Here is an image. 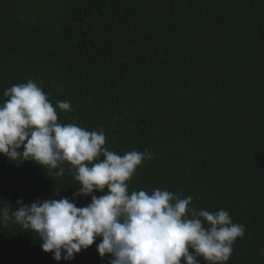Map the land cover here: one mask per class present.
I'll return each instance as SVG.
<instances>
[{"label": "trees", "instance_id": "obj_1", "mask_svg": "<svg viewBox=\"0 0 264 264\" xmlns=\"http://www.w3.org/2000/svg\"><path fill=\"white\" fill-rule=\"evenodd\" d=\"M28 80L70 101L59 123L103 129L120 155L153 153L130 193L227 210L246 228L227 264H264V0H0V103ZM56 171L0 154V207L72 198L78 182ZM40 242L0 225V264H108L95 243L57 262Z\"/></svg>", "mask_w": 264, "mask_h": 264}, {"label": "clouds", "instance_id": "obj_2", "mask_svg": "<svg viewBox=\"0 0 264 264\" xmlns=\"http://www.w3.org/2000/svg\"><path fill=\"white\" fill-rule=\"evenodd\" d=\"M3 95L0 154L58 169L57 176L67 166L79 187L72 198L37 199L30 205L18 199L16 210L5 204L0 225L15 223L36 233L42 250L57 262L72 261L95 243L108 264H199L200 257L205 264H227L246 232L227 210L198 208L191 196L167 189L129 192L128 182L153 153L133 149L120 155L105 147L103 129L59 123L58 111H70V101L54 106L34 80L14 84ZM79 196H91V202L78 207Z\"/></svg>", "mask_w": 264, "mask_h": 264}]
</instances>
